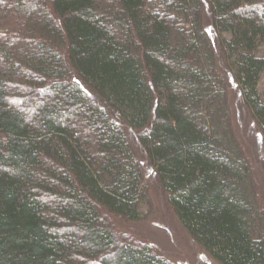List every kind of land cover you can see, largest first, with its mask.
<instances>
[{
  "label": "trees",
  "instance_id": "obj_1",
  "mask_svg": "<svg viewBox=\"0 0 264 264\" xmlns=\"http://www.w3.org/2000/svg\"><path fill=\"white\" fill-rule=\"evenodd\" d=\"M263 75L264 0H0V264H176L115 225L143 160L215 261L264 264L232 102L264 135Z\"/></svg>",
  "mask_w": 264,
  "mask_h": 264
},
{
  "label": "rangeland",
  "instance_id": "obj_2",
  "mask_svg": "<svg viewBox=\"0 0 264 264\" xmlns=\"http://www.w3.org/2000/svg\"><path fill=\"white\" fill-rule=\"evenodd\" d=\"M209 27V26H208ZM261 88L264 92V75ZM240 94H233V113L238 137L250 154L264 205V135L242 103ZM150 186L151 205L145 207L147 217L137 222L115 221L118 230L132 240L147 242L176 264H220L215 261L182 227L167 203V195L147 160H143Z\"/></svg>",
  "mask_w": 264,
  "mask_h": 264
}]
</instances>
